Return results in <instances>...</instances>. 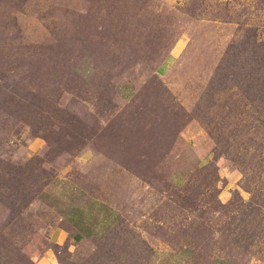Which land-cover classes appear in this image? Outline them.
I'll return each mask as SVG.
<instances>
[{
  "label": "rangeland",
  "instance_id": "1",
  "mask_svg": "<svg viewBox=\"0 0 264 264\" xmlns=\"http://www.w3.org/2000/svg\"><path fill=\"white\" fill-rule=\"evenodd\" d=\"M252 32L264 0H0V264H264V103L215 82ZM69 184L122 213L70 251Z\"/></svg>",
  "mask_w": 264,
  "mask_h": 264
},
{
  "label": "crops",
  "instance_id": "2",
  "mask_svg": "<svg viewBox=\"0 0 264 264\" xmlns=\"http://www.w3.org/2000/svg\"><path fill=\"white\" fill-rule=\"evenodd\" d=\"M98 193L101 191L89 190L80 184H69L60 197L46 196L47 205L49 204L48 206L57 212L60 219L67 223L72 241L63 230L54 232L53 238L61 245L66 244L69 251L70 247L82 241L105 238L117 225L122 214L120 208ZM154 247L152 257L146 264H175L171 261L172 258L182 259L192 254L188 246H183L176 252L169 247L156 248V245ZM37 261L38 264H64L58 253L54 251H46ZM221 262L225 263L220 256H214L210 264H221Z\"/></svg>",
  "mask_w": 264,
  "mask_h": 264
},
{
  "label": "trees",
  "instance_id": "3",
  "mask_svg": "<svg viewBox=\"0 0 264 264\" xmlns=\"http://www.w3.org/2000/svg\"><path fill=\"white\" fill-rule=\"evenodd\" d=\"M216 75L215 82L220 86L225 87L231 82V85L239 88L250 101L258 100L264 103V41H258L252 32L240 43L232 44ZM130 141L133 142V139ZM138 151L135 156L139 158L141 151Z\"/></svg>",
  "mask_w": 264,
  "mask_h": 264
}]
</instances>
